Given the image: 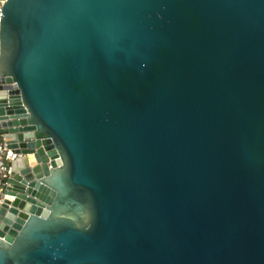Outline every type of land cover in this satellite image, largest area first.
<instances>
[{
  "label": "water",
  "instance_id": "water-1",
  "mask_svg": "<svg viewBox=\"0 0 264 264\" xmlns=\"http://www.w3.org/2000/svg\"><path fill=\"white\" fill-rule=\"evenodd\" d=\"M0 75V264H264V0H8Z\"/></svg>",
  "mask_w": 264,
  "mask_h": 264
},
{
  "label": "built area",
  "instance_id": "built-area-1",
  "mask_svg": "<svg viewBox=\"0 0 264 264\" xmlns=\"http://www.w3.org/2000/svg\"><path fill=\"white\" fill-rule=\"evenodd\" d=\"M8 0H0V23L2 17V11L6 6ZM0 88H3L2 92L7 94L0 95V100L6 99L9 104L11 94L16 90L14 83H7L6 79L0 75ZM5 89V90H4ZM17 138L11 134H1L0 135V212L6 205L8 200V191L13 187L11 183L13 175V163H15L19 158L18 148L14 147V144L18 143ZM19 144V143H18Z\"/></svg>",
  "mask_w": 264,
  "mask_h": 264
},
{
  "label": "bare ground",
  "instance_id": "bare-ground-1",
  "mask_svg": "<svg viewBox=\"0 0 264 264\" xmlns=\"http://www.w3.org/2000/svg\"><path fill=\"white\" fill-rule=\"evenodd\" d=\"M29 159H30L32 165H35V164H36V161H35V159H34L33 156L30 155V156H29Z\"/></svg>",
  "mask_w": 264,
  "mask_h": 264
}]
</instances>
